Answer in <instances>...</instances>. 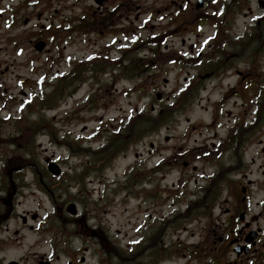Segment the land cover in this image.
Masks as SVG:
<instances>
[{"label":"flooded vegetation","instance_id":"af4514ba","mask_svg":"<svg viewBox=\"0 0 264 264\" xmlns=\"http://www.w3.org/2000/svg\"><path fill=\"white\" fill-rule=\"evenodd\" d=\"M241 14L243 29L237 24ZM206 25L217 36L227 31L228 41L240 44L253 60L264 52V0H0V264H167L179 259L182 264H264V84L246 86L255 88L252 102L241 104L246 117L225 111L223 96L204 106L211 108L208 122L192 123L186 117L180 129L178 121L194 103L184 100L205 87L189 80L190 85L172 92L170 101L148 104L152 122L145 107L137 110L140 149L122 180H107L113 164L109 150L99 154L91 149V182L99 180L102 186L104 211L126 212L130 228L125 230L112 231L95 205L90 225L86 213L68 214L66 202L57 199L51 213L25 209L18 166L12 163L17 140L33 133V122L23 116L33 98L22 99L25 105L17 116L10 84L19 64L34 70L28 55L57 62L52 93L57 106L66 89L81 86L83 69L88 76L100 71L123 77L129 61L139 60L140 74H151L155 60L178 59L177 40L185 46L187 35ZM219 69L204 73L215 75ZM245 75L244 81L252 77L251 72ZM225 114L233 117L230 123L223 121ZM113 137L110 132L109 143ZM169 177H175L170 185ZM165 202L171 203L167 214ZM196 217L198 233L189 227ZM134 218L138 222L131 223ZM183 232L199 239L186 242L177 237Z\"/></svg>","mask_w":264,"mask_h":264},{"label":"rangeland","instance_id":"374dc122","mask_svg":"<svg viewBox=\"0 0 264 264\" xmlns=\"http://www.w3.org/2000/svg\"><path fill=\"white\" fill-rule=\"evenodd\" d=\"M245 20L246 18L242 14L237 16V24L242 29ZM236 30H238L237 27ZM213 34V28L206 26L200 31L199 37L196 34L187 35L190 40L185 46L177 40L173 45L178 53L179 61L177 64H171L169 60L164 58L157 59L155 60L157 67L151 70V74H148V71L140 74L141 62L137 60L135 62L129 61L131 74L128 79L117 77L118 75L113 77L109 73L99 74V79L93 78L92 74L85 75V81L80 87H77L78 90L72 97H66L63 103L59 102L53 110L41 113H39L37 100L50 96L53 91L52 85L57 84L53 77L58 69V64L52 58L48 61L44 56L28 55L27 62L31 58L35 61L34 70L30 72L28 66L21 67L19 64L17 70L15 69L16 72L10 75L12 93L16 99L13 108L16 109L17 116H21V112H19L22 109L21 105H25L22 101L23 98L26 100L33 98L35 104L26 107L25 115L23 114V116L27 115L26 118L33 122L32 135L30 138L20 137L17 140V149L16 146L12 147L17 151L16 155L12 157V163L23 166L17 173L19 186L24 181V188L22 185L20 192L27 200L24 201L23 207L32 212L44 214L52 212V198H57L60 202L65 201L66 205L74 202L77 204L79 213H86L85 222L90 225V211L95 205L99 208V215L103 223H108L112 231L118 228H122V230L130 228L126 226V223L129 222L126 212H120V215L116 216L113 214L114 210L107 209L108 211H104L105 204L101 202L100 198L102 186H100L99 180L91 182L94 176L91 175L89 168L91 148L101 144L103 134L104 137L108 136L114 128L118 127V124L125 121L119 122L118 117L120 115L126 118L127 114L137 107L148 109V103L154 100L156 92L161 94L164 92L165 99L168 101L173 99L171 98L172 92H175L182 85L189 84L188 80L191 81V85H204L205 87L198 96H196L197 92L191 91L190 96L184 100L194 101V103L188 105L185 115L178 121L180 129L187 125L186 117L190 118L192 123L208 122L211 108L206 109L204 106H213V102H219L223 96L228 100L225 111L244 115L241 104L249 100L252 102L255 94V88L251 90L246 86L264 84V52L258 54L255 60L250 55L240 56V50L233 48L221 35L217 40L212 41ZM190 43L194 45L193 50L190 49ZM219 43L221 44L218 45ZM223 49L225 50L224 55ZM18 59L20 63L21 57ZM208 63L214 64L212 66L214 69L220 68L215 75L202 71L204 68L205 70L209 69L206 66ZM238 70L244 74L251 72L252 79L254 78L253 82L251 83L250 79L242 80L237 74ZM44 79L50 80L51 85L46 86V88L41 87L39 82ZM165 80L168 82L165 83ZM23 90L27 92L26 96L22 94ZM231 90H239L240 92L233 94ZM69 93L70 91L66 89L65 96H68ZM207 100H210L211 104H208ZM47 106L53 107V101L49 99ZM148 116L146 118L149 122ZM244 117L246 116L244 115ZM232 120L233 117L223 115V121L230 123ZM111 121L114 123L113 127H110ZM27 127L26 123L24 128ZM226 130L222 129L221 133H226ZM134 131L131 130V133ZM96 132H100V135L98 134L95 139L93 134ZM135 144L128 152L121 154L113 161L111 169L107 172L108 181L114 178V180L125 178L123 173L128 167L134 165L133 162L136 160L140 149L137 141ZM116 146L117 144H114L113 147ZM113 147L110 148L111 154L107 157L108 159L114 156ZM4 158L6 157H2L3 160ZM48 159L56 160L55 162L64 170L60 179L49 178L50 175L46 169ZM174 180L175 177H169L167 182L170 185ZM76 181L81 184L76 185ZM164 196L166 197L165 194ZM121 197H125V194ZM135 204V201H130V206ZM172 207L174 206L172 205ZM169 208H171V203H162L163 213L167 214ZM218 212L219 209H216L215 213ZM194 219L195 221L189 227L194 228L195 232L198 233L200 226L197 225L199 224L197 217ZM136 222H138L136 218L131 221V223ZM213 222L211 221V224ZM181 223L179 222L177 225ZM177 235V237L186 239V242L190 243L199 239L198 235L190 236L184 232ZM37 236L34 235L35 238ZM87 257L86 261L89 262V255ZM182 262L179 259L177 262H167V264H182Z\"/></svg>","mask_w":264,"mask_h":264},{"label":"water","instance_id":"95a60500","mask_svg":"<svg viewBox=\"0 0 264 264\" xmlns=\"http://www.w3.org/2000/svg\"><path fill=\"white\" fill-rule=\"evenodd\" d=\"M50 170L55 173V174H59L60 173V169L58 167V165L56 163H51L50 164ZM68 211L70 213L76 214L77 213V207L74 203L70 204L68 206Z\"/></svg>","mask_w":264,"mask_h":264},{"label":"trees","instance_id":"16d2710c","mask_svg":"<svg viewBox=\"0 0 264 264\" xmlns=\"http://www.w3.org/2000/svg\"><path fill=\"white\" fill-rule=\"evenodd\" d=\"M212 65H214V64H212ZM131 128L132 127H129V129H128V130H130V132L128 133L129 134V139L131 138V135L133 134V133H131ZM117 140L122 141V142H126L125 137L123 135L120 136L119 138H115V140L113 142H117Z\"/></svg>","mask_w":264,"mask_h":264}]
</instances>
